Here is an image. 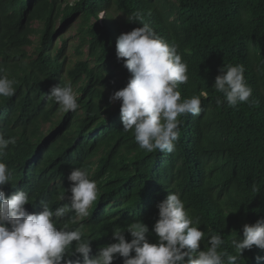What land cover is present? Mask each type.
<instances>
[{
    "label": "trees",
    "instance_id": "16d2710c",
    "mask_svg": "<svg viewBox=\"0 0 264 264\" xmlns=\"http://www.w3.org/2000/svg\"><path fill=\"white\" fill-rule=\"evenodd\" d=\"M112 11L121 14L127 32L147 23L176 43L189 77L178 84L181 100L201 96L199 115L179 117L172 153L141 149L133 131L122 127L120 102L109 103L131 75L115 55L123 32ZM75 21L68 58L62 31ZM237 64L252 95L232 107L214 80L223 66ZM0 70L15 81L14 94L0 96V135L16 141L0 158L12 173L4 191H26L29 212L41 211L43 203L54 210L69 203L70 193L59 196L70 187V171L86 169L97 200L87 217L69 211L56 226L79 229L92 240L93 256L114 242L115 230L137 220L155 243L156 205L168 192H179L199 220L205 233L200 250L219 234V250L236 255L231 241L242 238L243 225L264 218V0H0ZM68 82L79 107L65 112L47 93ZM257 256L264 251L253 246L237 264H257Z\"/></svg>",
    "mask_w": 264,
    "mask_h": 264
},
{
    "label": "clouds",
    "instance_id": "9594fccd",
    "mask_svg": "<svg viewBox=\"0 0 264 264\" xmlns=\"http://www.w3.org/2000/svg\"><path fill=\"white\" fill-rule=\"evenodd\" d=\"M177 49L176 43L170 44L156 35L147 23L121 33L116 40V58L123 59L131 75L126 86L110 95L109 103L120 102L124 131H133L135 141L147 152H174L180 136L179 117L201 112L200 95L181 100L177 90L178 84H186L189 79L187 64ZM244 71L239 64L223 66L215 77L214 88L224 94L229 106L248 102L252 95ZM14 84V80L0 75V96H12ZM47 96L65 112L79 107L70 82L52 86ZM15 142V138L0 135V158L8 145ZM11 180L9 167L0 159V264H113L118 258L123 259V264H237L242 253L253 246L264 251V218L243 225L242 238L231 241L236 255L219 250L224 243L219 234L212 235L206 249L200 250L205 233L199 228V220L189 214L179 192H168L156 205L158 219L152 227L157 237L155 243L149 242V227L137 220L124 230H115L114 242L100 247L93 256L92 240L82 238L79 229L56 226V218L69 211L87 217L90 206L97 200V184L89 178L86 169L70 171L67 176L70 187L59 196L64 200L70 193L69 203L54 210L43 203L41 211L29 212L25 207L30 204L26 191L16 190L6 195L4 186ZM125 232L131 239H126ZM255 259L259 264L264 256Z\"/></svg>",
    "mask_w": 264,
    "mask_h": 264
},
{
    "label": "rangeland",
    "instance_id": "374dc122",
    "mask_svg": "<svg viewBox=\"0 0 264 264\" xmlns=\"http://www.w3.org/2000/svg\"><path fill=\"white\" fill-rule=\"evenodd\" d=\"M111 15H112L113 19L118 23V27L122 30V32L127 33V31L123 25V17L121 16V14H118L115 11H112ZM77 23H78V21H75V23L73 24V27L62 31L64 38L67 39V41H68L67 47H66L67 48L66 55L68 58L73 57V46L76 44L74 28H75ZM35 27H38V24H35ZM32 41L34 42V44H36L37 37L33 36ZM57 44H59V46H61L60 41H58ZM28 50H29L30 54H32L34 51V47H30Z\"/></svg>",
    "mask_w": 264,
    "mask_h": 264
}]
</instances>
